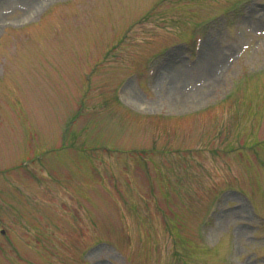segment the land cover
Masks as SVG:
<instances>
[{
  "label": "rangeland",
  "instance_id": "374dc122",
  "mask_svg": "<svg viewBox=\"0 0 264 264\" xmlns=\"http://www.w3.org/2000/svg\"><path fill=\"white\" fill-rule=\"evenodd\" d=\"M5 1L0 264H264V0Z\"/></svg>",
  "mask_w": 264,
  "mask_h": 264
},
{
  "label": "bare ground",
  "instance_id": "6f19581e",
  "mask_svg": "<svg viewBox=\"0 0 264 264\" xmlns=\"http://www.w3.org/2000/svg\"><path fill=\"white\" fill-rule=\"evenodd\" d=\"M11 0H6L4 2L5 6H7V4L10 2ZM13 1V0H12ZM40 0H15L14 4L15 6H25L26 8H32L34 5H36ZM4 7V6H3ZM13 7V6H12ZM3 11L0 9V16L2 15ZM208 46V45H207ZM205 53L203 54V57L201 58V60L199 61V64H201V62L205 59L204 58ZM217 58L214 55H210L208 58H206V61L203 65V67L201 68V70L198 73V79H200L201 81H208V75L210 74L211 70L213 69V66H215V64L217 63ZM170 86H171V92L169 93V95H171V93H173V89L174 90V99H177L179 94L181 92L180 88L181 86H179L182 82H186L189 85L194 86L193 84V80L195 78H193L190 73L183 68L182 66H172L170 67ZM160 74L158 75L159 78ZM199 80V81H200ZM173 82H174V88H173ZM176 87V88H175ZM128 92L133 91V86H131L128 90ZM131 98V97H130ZM262 206L264 207V202H262Z\"/></svg>",
  "mask_w": 264,
  "mask_h": 264
}]
</instances>
